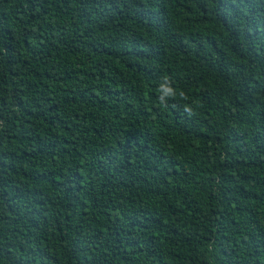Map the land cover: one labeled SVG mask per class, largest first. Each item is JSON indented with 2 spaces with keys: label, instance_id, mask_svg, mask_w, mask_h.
Segmentation results:
<instances>
[{
  "label": "trees",
  "instance_id": "1",
  "mask_svg": "<svg viewBox=\"0 0 264 264\" xmlns=\"http://www.w3.org/2000/svg\"><path fill=\"white\" fill-rule=\"evenodd\" d=\"M0 264H264V0H0Z\"/></svg>",
  "mask_w": 264,
  "mask_h": 264
},
{
  "label": "clouds",
  "instance_id": "2",
  "mask_svg": "<svg viewBox=\"0 0 264 264\" xmlns=\"http://www.w3.org/2000/svg\"><path fill=\"white\" fill-rule=\"evenodd\" d=\"M157 92L159 93V96H158L159 102L164 106H167V101L169 99H176L177 94L179 95L180 99H183V100L188 99L187 95L182 90L179 91L178 93V90L172 87L171 80L167 76L162 78L161 82L158 85ZM184 112L191 114L192 112L191 107L186 105L184 107Z\"/></svg>",
  "mask_w": 264,
  "mask_h": 264
}]
</instances>
